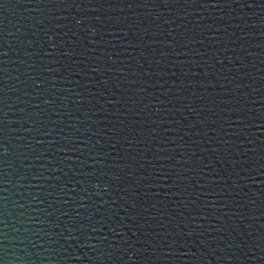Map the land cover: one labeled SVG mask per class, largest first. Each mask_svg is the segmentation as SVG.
Wrapping results in <instances>:
<instances>
[{
	"label": "water",
	"instance_id": "water-1",
	"mask_svg": "<svg viewBox=\"0 0 264 264\" xmlns=\"http://www.w3.org/2000/svg\"><path fill=\"white\" fill-rule=\"evenodd\" d=\"M0 264H264V0H0Z\"/></svg>",
	"mask_w": 264,
	"mask_h": 264
}]
</instances>
